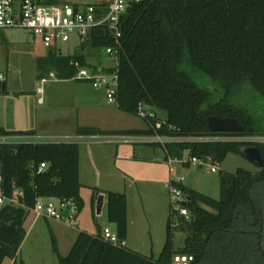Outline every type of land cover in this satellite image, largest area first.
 Segmentation results:
<instances>
[{"label":"trees","instance_id":"trees-1","mask_svg":"<svg viewBox=\"0 0 264 264\" xmlns=\"http://www.w3.org/2000/svg\"><path fill=\"white\" fill-rule=\"evenodd\" d=\"M39 2L55 4L51 0ZM120 29L121 35L115 37L107 26H100L81 46L91 43L117 48L116 100L120 110L139 115L141 107L149 106L166 110L168 117L163 120L153 112L144 118L148 124L144 129L108 132L87 127L80 133L150 134L161 123L157 128L161 134L208 135L214 134L208 117L220 115L240 122L243 130L235 134H264V118L234 103L229 90L233 83H246L259 95L257 103L264 111V0H128ZM73 59L86 65L84 55H74ZM78 71L73 64L70 72L61 76L75 78ZM217 90L223 93L221 100ZM0 133L33 135L35 131L0 129ZM169 145L172 156L183 157L189 150L192 156H212L221 163L229 153H239L243 143ZM260 147L264 153V145ZM0 159L6 195L19 199L18 204L7 203L0 211V264H4L6 259L16 258L26 237V220L38 199L75 197L80 208L83 202L77 142L4 145ZM43 162L47 167L39 171ZM173 182L186 196L182 204L190 219L177 215L171 204L167 239L158 257L113 244L101 231H81L69 253L60 256V264H170L178 252L191 254L192 264H247L253 260L264 264V168L255 173L239 168L225 175L220 199ZM106 198L108 219L124 241L128 233L127 195L107 191ZM177 231L187 235L181 249L176 248Z\"/></svg>","mask_w":264,"mask_h":264},{"label":"rangeland","instance_id":"rangeland-1","mask_svg":"<svg viewBox=\"0 0 264 264\" xmlns=\"http://www.w3.org/2000/svg\"><path fill=\"white\" fill-rule=\"evenodd\" d=\"M55 4L63 3H98L108 2L110 0H51ZM62 48V52H60ZM107 47H94L91 43L81 46L79 41L73 38L70 42L60 44L53 48H48L43 44L40 37L35 36L29 29L8 28L0 29V72L7 78V90H0V122L7 120L13 122V118L18 117L21 127L30 128L35 121V111L38 114H55L57 111L65 109L74 110L76 113L88 112L92 120L99 124H104L105 117L100 115L103 107L106 111L120 109L117 103H109L106 88H95L89 80H77L75 78H62L70 72L75 62L74 55H84L87 69L91 74H103L111 77L117 71V60L107 52ZM54 51L55 54H51ZM58 55V56H57ZM42 75L44 78H40ZM236 82V81H235ZM229 88L232 98L237 102H246L254 93L248 88L246 83H233ZM115 87V85H113ZM42 102H39V98ZM233 100V99H232ZM233 100V101H234ZM259 95L255 94L253 99V110L259 115H264L260 108ZM258 104V106L256 105ZM14 106L20 107L21 111L13 113ZM7 107V111H6ZM147 110L155 111L160 119L166 120L168 113L164 109L146 106ZM61 113V112H60ZM122 117L109 118L111 113L106 115V124L113 121L120 127L125 126H145L148 125L145 119L139 115L120 112ZM103 121V122H102ZM102 122V123H101ZM57 126L39 125L38 132H54ZM104 141L102 137L99 138ZM98 139V140H99ZM33 142H81L77 138H53L37 136L24 139ZM92 140L88 139V142ZM106 144H82L81 152L84 158L83 166L85 172L90 176V182H100L101 188L113 186L115 188H125L124 180L116 178L108 173L109 168H113L112 155L114 145L117 143ZM127 145H136L128 142ZM171 146V145H169ZM157 154L165 156V148L161 145L154 146ZM106 153V161L100 156L101 152ZM94 156L97 166L93 168L92 163L88 161L87 156ZM189 158V153H184V159ZM164 160H162L163 162ZM165 163V162H164ZM108 167V169H107ZM219 170L211 171L207 165L195 166L192 164L175 163L176 171L174 177L178 175L184 177V183L204 194L220 199L224 196L223 177L235 173L239 168H245L254 173L261 169L252 162L245 159L239 153H229L225 160L218 162ZM99 172V174L97 173ZM91 184V183H90ZM96 183L93 185H83L81 191L85 195V203L82 198V208L79 214V221L82 228L83 223L89 226L93 232H103L105 227L115 231L114 224L108 219L107 201L102 207V213L97 214L96 209ZM154 188L152 198L145 199L142 212L147 220L144 221L143 231L140 235L134 232L133 237L139 241V250L144 255H154L158 257L165 245L167 239L166 225L170 213L171 204L180 208V203L171 200L170 190L168 188ZM107 190V189H106ZM132 191V190H130ZM48 198H42V202H47ZM173 202V203H172ZM39 216V215H38ZM35 211L29 214L25 226L26 237L17 254L16 264H60V256H66L71 247V243L65 240L57 239L54 236L53 227L45 217L39 216ZM52 222V221H51ZM50 223V224H49ZM64 223V222H63ZM66 224V223H65ZM63 228V226L61 225ZM65 228V227H64ZM78 229L77 227H73ZM57 229V228H56ZM186 233L176 232V248L181 249L186 244ZM143 243V244H142ZM129 248V247H128ZM133 250V249H132ZM11 259H6L4 264H10ZM254 261V260H253ZM247 264H255V262Z\"/></svg>","mask_w":264,"mask_h":264},{"label":"built area","instance_id":"built-area-1","mask_svg":"<svg viewBox=\"0 0 264 264\" xmlns=\"http://www.w3.org/2000/svg\"><path fill=\"white\" fill-rule=\"evenodd\" d=\"M127 8L128 0H110L107 5L95 3L43 4L39 0H0V29H29L35 36L40 37L43 44L48 48L70 42L73 38L81 44L94 29L104 25L111 30L115 37L120 36L121 18L126 13ZM59 50L60 52L63 51L62 48ZM106 50L117 60V48L107 47ZM74 64L79 68L77 79L89 80L95 88H106L108 102L117 103V71L109 77L103 74H91L80 65L79 61H75ZM0 80H5V76L2 73H0ZM150 113L153 112L147 110L146 106L141 107L139 116L145 118ZM158 127H161V123L157 124V127H154V132L150 134H98L97 137H102L104 141L109 143L128 142L137 145L163 146L166 152L165 160L172 175L176 171V162L195 166L207 165L213 172L219 170L218 162L212 156L199 158L190 155L189 150L187 151L189 153L188 159H184V156H172L167 149L168 145L172 143L240 142L243 145H264V134L239 135L234 132H214V134L208 135L161 134L157 131ZM27 138H31V136L0 133V150L4 145L25 142L24 139ZM46 167V163H41L39 171H43ZM173 181L184 183V177H171L167 187L170 190L171 200L181 205L180 208L173 206L177 215L190 219L188 208L182 204L186 200V196L180 188L174 185ZM17 193L19 196H23L22 191ZM47 198V202H42V198L37 200L32 209L37 215L64 222L70 227L79 226L81 208L75 197ZM7 203L18 204L19 199L17 196L9 198L6 195L0 159V211ZM174 225H177V223ZM102 234L106 240L113 244L125 245V240L121 241L117 233L108 227L103 229ZM193 260L191 254L178 252L173 256L170 264H192Z\"/></svg>","mask_w":264,"mask_h":264},{"label":"crops","instance_id":"crops-1","mask_svg":"<svg viewBox=\"0 0 264 264\" xmlns=\"http://www.w3.org/2000/svg\"><path fill=\"white\" fill-rule=\"evenodd\" d=\"M2 73V72H0ZM3 74V73H2ZM4 75V74H3ZM5 76V75H4ZM0 90L2 92H5L7 90V78L5 76V80H0ZM42 98H39V102H42ZM7 111V107H6ZM20 107L14 106L12 109L13 113L20 112ZM110 110L106 111V107H103V109L100 111V115H103L105 117L104 124H99L98 122L91 119L90 114L88 112H78L76 113L74 110H68L65 109L63 111H57L55 114L50 115L48 113L38 114L37 110L35 111V121L32 127L26 128L21 127V123L18 121V117L16 116L13 118V122L7 120L6 122H0V129H5L7 131L11 132H17V131H28V130H34L35 133L31 136L37 137V136H43V137H53V138H77L80 139L81 142H78L80 147V181L83 185L90 186L95 184V188H97L96 193V201L98 194L104 195V203L107 201L106 198V192L107 191H117V192H125L128 199V233L127 237L125 239V246L129 247L130 249H133L135 251H138L140 253L141 250H139V241H136V239L133 237L134 232H137L138 235L141 234L143 231L142 223L144 224V221L147 220L144 216V213L142 212V207L144 204L145 199L152 198V193H154V188L157 189L160 188H168L167 185L171 179V177L174 178V174L172 175L170 173L169 165L166 162V155L163 157L161 155L157 154V151L155 149V145H140V146H132L127 145L126 143H117L118 145H114L113 148V155H112V164L113 168H109L108 173L111 175H114L116 178L124 180L125 188H115L113 186H108V188L104 189L101 188L103 184L98 182H90L88 176V173L85 172V167L83 166L84 158L82 157L81 152V146L82 144H106L102 142L97 136L98 135H90V134H82L79 132L81 128H94L97 130H104V131H123L128 129H134V128H147L148 125L145 126H125L120 127L116 125L113 121H109L106 124V115L111 113L107 117L113 119L116 117H122L120 112H123L120 109L116 110ZM61 112V113H60ZM152 112H155L154 110ZM128 114V113H127ZM157 114V113H156ZM103 122V121H102ZM101 122V123H102ZM50 125V126H57L54 132H38L39 125ZM88 139L92 140L88 142ZM99 139V140H98ZM63 142V141H62ZM109 143V142H107ZM101 157H103L106 161V153L103 151L100 154ZM88 161L92 163V166L96 167L97 164L95 163L94 156L92 157L87 156ZM162 160H164L162 162ZM165 162V163H164ZM108 169V167H107ZM99 174V172H97ZM180 176V175H178ZM91 183V184H90ZM159 188V189H160ZM132 190V191H130ZM81 196L83 197V202L85 203V195L81 191ZM38 216V215H37ZM36 218H39L36 217ZM48 222L52 224L51 227L55 224L56 227H53V234L57 239L65 240L66 243H71L70 247H72L73 243L75 242L78 234L81 231H87L92 234H96L98 232H93L89 226L85 225L83 223L82 228L78 226V229H74L73 227L68 226L67 224L55 220V219H48ZM52 221V222H51ZM49 223V224H50ZM63 226V228L61 227ZM81 225V223L79 224ZM65 227V228H64ZM57 228V229H56ZM115 228V225H114ZM167 228V225H166ZM116 231V229H115ZM25 240V239H24ZM24 242V241H23ZM23 244V243H22ZM143 244V243H142ZM20 251V250H19ZM17 262V256L14 259H11L10 264H16Z\"/></svg>","mask_w":264,"mask_h":264},{"label":"water","instance_id":"water-1","mask_svg":"<svg viewBox=\"0 0 264 264\" xmlns=\"http://www.w3.org/2000/svg\"><path fill=\"white\" fill-rule=\"evenodd\" d=\"M208 127L212 132H242L243 127L240 122L234 117H223L220 115H211L207 119ZM239 154L245 159L252 162L258 168H264V153L258 145H241L239 147ZM104 195L100 194L97 197L96 209L97 214L102 213L104 205ZM264 214V207H263ZM262 248L264 249V223L262 230Z\"/></svg>","mask_w":264,"mask_h":264},{"label":"flooded vegetation","instance_id":"flooded-vegetation-1","mask_svg":"<svg viewBox=\"0 0 264 264\" xmlns=\"http://www.w3.org/2000/svg\"><path fill=\"white\" fill-rule=\"evenodd\" d=\"M217 94H218V100H221L222 98H223V93H221V91L220 90H217ZM250 99L249 100H247L246 99V102H237L236 100H234V98H232L233 100V102L234 103H236V104H238V105H240V106H244L246 109H252L253 108V105H254V103H253V99H255V93H253L250 97H249ZM257 103V102H256ZM257 106H258V104H256ZM261 108V107H260ZM253 110V109H252ZM254 111V110H253ZM254 113H255V111H254ZM256 114V116H258V118H264V116L261 114V115H259V114H257V113H255ZM263 116V117H262ZM260 147V146H259ZM261 148V147H260Z\"/></svg>","mask_w":264,"mask_h":264}]
</instances>
